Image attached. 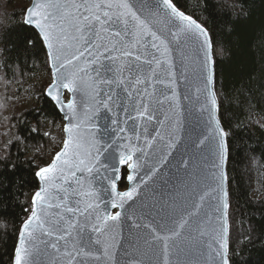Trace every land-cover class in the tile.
Here are the masks:
<instances>
[{
    "label": "snow or ice",
    "instance_id": "6c2138e0",
    "mask_svg": "<svg viewBox=\"0 0 264 264\" xmlns=\"http://www.w3.org/2000/svg\"><path fill=\"white\" fill-rule=\"evenodd\" d=\"M219 7L230 16V5ZM20 14L5 30L19 29L21 53H44L49 80L40 95L64 123L50 159L37 149L24 162L38 183L8 264H246L228 241L223 188L231 133L222 122L217 69L228 44L180 0H29ZM223 31L231 36L233 29L225 23ZM252 46L264 73V31ZM9 52L7 44L0 48L6 89L20 67ZM181 80L182 99L203 129L187 134L182 152ZM248 80L237 90L240 104L255 95L256 78ZM30 131L39 134V121ZM9 132L0 133V170L15 172L12 149L21 137ZM167 165L183 169L179 187L149 202Z\"/></svg>",
    "mask_w": 264,
    "mask_h": 264
},
{
    "label": "trees",
    "instance_id": "16d2710c",
    "mask_svg": "<svg viewBox=\"0 0 264 264\" xmlns=\"http://www.w3.org/2000/svg\"><path fill=\"white\" fill-rule=\"evenodd\" d=\"M27 1L0 0V48L7 44L10 59L20 61L15 79H21V68L23 77H29L44 67V53L39 48L27 54L19 51V29L5 30L22 18L21 9ZM180 2L187 4L190 12L194 10L202 21L207 22L210 35L214 33L230 48V55L218 63L217 69L222 85L219 94L224 100L222 122L226 128L230 126L231 133L227 139L225 164L230 205L228 241L246 258V264H264V88H260L259 83L264 82V73L260 68L261 52L252 46L264 31V0H200L199 8L195 7L196 0ZM221 3L231 6L230 16L224 15V10L219 7ZM5 12L9 14L8 19H4ZM13 12L16 13L14 19ZM225 23L233 29L231 36L223 31ZM25 56L30 59L25 61ZM249 75L257 81L253 84L255 95L248 103L240 104L237 90L248 86ZM3 76L4 71L0 68V105L6 102V111L14 115L10 119L15 123L13 135L21 137V142L12 149L14 159L19 156L18 168L15 172L0 170V264H8L17 240V230L29 214L25 211V208H30L26 196L37 187V179L33 175L35 168H29L24 162L31 159L27 156L29 152L44 143L45 123L59 121L60 115L43 96L35 102L37 104L22 108L23 111L15 115L18 111H14L17 106L12 97L13 87L5 88ZM38 121L39 134L30 131L37 127ZM236 264H240L239 259Z\"/></svg>",
    "mask_w": 264,
    "mask_h": 264
},
{
    "label": "rangeland",
    "instance_id": "374dc122",
    "mask_svg": "<svg viewBox=\"0 0 264 264\" xmlns=\"http://www.w3.org/2000/svg\"><path fill=\"white\" fill-rule=\"evenodd\" d=\"M27 1V0H26ZM29 0L26 2L28 4ZM25 3V4H26ZM25 6V5H24ZM23 8V7H22ZM18 78V77H17ZM49 80L48 72L43 67L38 72L31 74L29 77L25 76L22 79H16L14 84L12 83L11 86L13 87L12 97L15 99V105L17 106L14 111L15 115L20 114L23 110L22 108H27L28 106H32L37 104L35 102L38 101L40 95V89H42L45 83ZM4 83H1L3 86ZM22 89L21 91L17 92V89ZM14 115L12 116L11 112L5 111L3 114L0 115V133L5 132L6 130L10 129L9 135L13 136V122H11V118L13 119ZM4 119V121H3ZM63 126V121L60 116V120L55 122H46L44 125V133L50 132L52 134V138L44 136V143H40L33 152H29L27 154L28 157L32 158L34 153L39 149L41 155L45 156L47 159H50L52 154L60 147V142L62 139V133L60 132V128ZM40 160H37L38 162ZM42 163V161H41ZM40 163V164H41ZM32 192L26 196V201L30 203ZM229 212V208L227 209V214ZM229 225V223H228Z\"/></svg>",
    "mask_w": 264,
    "mask_h": 264
},
{
    "label": "water",
    "instance_id": "95a60500",
    "mask_svg": "<svg viewBox=\"0 0 264 264\" xmlns=\"http://www.w3.org/2000/svg\"><path fill=\"white\" fill-rule=\"evenodd\" d=\"M178 91L180 92L181 99H182L183 94L185 92V82L183 80H181L180 83H179ZM182 105L184 106L185 110L182 112V117H183V120H184V126H183V129L179 133V136L181 137V144L179 146V150L181 152L184 149V144L186 142L187 134L190 133L193 129H195L196 132H200V131L203 130L202 129V123L197 118L198 117V113H195V112H191L190 113L187 110V108H188L187 102L183 101V99H182ZM56 110H57V108H56ZM59 115L61 116L62 121H63V114L59 113ZM63 123H64V121H63ZM174 155H176L175 152H174ZM170 160H171V158H170ZM210 160H211V158H209V162H210ZM225 164H226V151H225L224 165H223V173H224V177H225L224 178L223 188H224V191L227 192ZM161 171L164 174L163 178L158 180L157 183L152 186V191L147 193L149 202H151L153 194H155V196L157 198H159V195H160L161 191H163L165 193V195L167 196V193H168L169 189L171 188L172 184H177V179H176L177 175H179L181 177L184 175L183 169H181L180 173L177 174L176 168L174 166H171V165L165 166L164 168L161 169ZM165 180L170 181V183L165 185L164 184ZM37 183H38V181H37ZM177 187H179V184H177ZM226 200L228 202V197L226 198ZM137 203H139V199L137 200ZM226 222L228 223L227 215H226ZM124 228L127 229V224L124 225ZM124 235H127L126 231L124 232ZM209 264H210V262H209Z\"/></svg>",
    "mask_w": 264,
    "mask_h": 264
}]
</instances>
